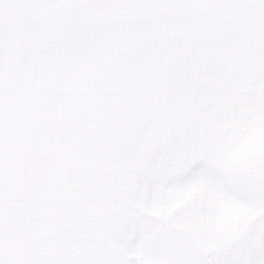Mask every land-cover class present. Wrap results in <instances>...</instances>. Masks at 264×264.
<instances>
[{"label": "snow or ice", "instance_id": "6c2138e0", "mask_svg": "<svg viewBox=\"0 0 264 264\" xmlns=\"http://www.w3.org/2000/svg\"><path fill=\"white\" fill-rule=\"evenodd\" d=\"M0 264H264V0H0Z\"/></svg>", "mask_w": 264, "mask_h": 264}]
</instances>
